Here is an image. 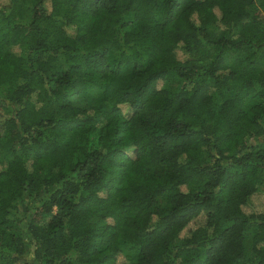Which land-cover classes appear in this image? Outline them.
Segmentation results:
<instances>
[{"label": "trees", "instance_id": "16d2710c", "mask_svg": "<svg viewBox=\"0 0 264 264\" xmlns=\"http://www.w3.org/2000/svg\"><path fill=\"white\" fill-rule=\"evenodd\" d=\"M255 194L264 0H0V264H264Z\"/></svg>", "mask_w": 264, "mask_h": 264}, {"label": "rangeland", "instance_id": "374dc122", "mask_svg": "<svg viewBox=\"0 0 264 264\" xmlns=\"http://www.w3.org/2000/svg\"><path fill=\"white\" fill-rule=\"evenodd\" d=\"M179 56L181 55V52L179 50H177L176 52ZM160 84V83H159ZM179 85V81L175 78H167L162 86L163 88L169 90V91H173L175 90ZM256 100L254 99H251V100H247L246 101V104L247 105H250L252 102H255ZM247 211H250V210H254V211H260L262 209H264V198L261 194H255L252 198H251V202L250 204L245 208ZM246 246H247V241H246ZM250 258L253 257L251 255L250 252H248L247 254ZM119 261H123V258L121 257L119 259Z\"/></svg>", "mask_w": 264, "mask_h": 264}]
</instances>
